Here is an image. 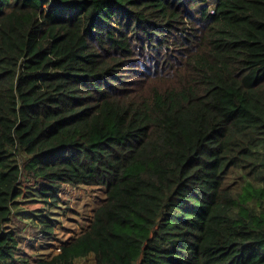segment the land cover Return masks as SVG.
Listing matches in <instances>:
<instances>
[{
	"label": "trees",
	"instance_id": "16d2710c",
	"mask_svg": "<svg viewBox=\"0 0 264 264\" xmlns=\"http://www.w3.org/2000/svg\"><path fill=\"white\" fill-rule=\"evenodd\" d=\"M64 185L106 197L30 262ZM90 255L264 264V0H0V264Z\"/></svg>",
	"mask_w": 264,
	"mask_h": 264
},
{
	"label": "rangeland",
	"instance_id": "374dc122",
	"mask_svg": "<svg viewBox=\"0 0 264 264\" xmlns=\"http://www.w3.org/2000/svg\"><path fill=\"white\" fill-rule=\"evenodd\" d=\"M214 7V5L212 6ZM60 203L53 207V215L57 220L56 236L52 242H48L47 248H42L45 241L37 226L31 220L20 218L14 220L12 224L18 230L22 251H26L25 256L34 255L28 258L31 261L38 255L50 256L58 253L61 245L70 237L82 231L89 225L96 207L102 203L106 197L105 188L102 186H80L64 185L59 193ZM46 206V205H45ZM26 210L33 211L44 207L43 203H24ZM49 207V206H48ZM48 207L45 210L48 212ZM26 217V215H24ZM46 243V241L44 242ZM94 256L77 260V264H93Z\"/></svg>",
	"mask_w": 264,
	"mask_h": 264
},
{
	"label": "crops",
	"instance_id": "0c3cea01",
	"mask_svg": "<svg viewBox=\"0 0 264 264\" xmlns=\"http://www.w3.org/2000/svg\"><path fill=\"white\" fill-rule=\"evenodd\" d=\"M16 220H19V219H16Z\"/></svg>",
	"mask_w": 264,
	"mask_h": 264
}]
</instances>
